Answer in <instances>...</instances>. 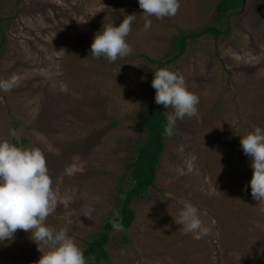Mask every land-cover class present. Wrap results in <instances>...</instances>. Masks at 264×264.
Here are the masks:
<instances>
[{
  "label": "rangeland",
  "instance_id": "374dc122",
  "mask_svg": "<svg viewBox=\"0 0 264 264\" xmlns=\"http://www.w3.org/2000/svg\"><path fill=\"white\" fill-rule=\"evenodd\" d=\"M218 1L180 0L174 17H150L142 31L138 0H0V80L19 79L0 91V141L44 153L60 201L46 225L67 227L81 250L132 183L126 166L142 136L134 128L158 65L150 60L182 74L199 97L198 114L163 140L153 186L130 202L131 224L110 233L107 261L96 264H264V202L252 198L251 160L240 144L264 130V0H243L218 17V36L200 35L176 59L167 55L179 31L215 24ZM130 14L132 53L113 63L93 58L94 36ZM185 203L210 229L199 240L174 222ZM37 248L18 230L0 242V264H36Z\"/></svg>",
  "mask_w": 264,
  "mask_h": 264
},
{
  "label": "clouds",
  "instance_id": "9594fccd",
  "mask_svg": "<svg viewBox=\"0 0 264 264\" xmlns=\"http://www.w3.org/2000/svg\"><path fill=\"white\" fill-rule=\"evenodd\" d=\"M138 3L145 19L142 31L151 27L150 17L158 20L174 17L180 8V0H138ZM135 19V14H130L119 26L104 25L103 30L94 36L92 57H103L113 63L129 56L133 49L126 37L132 31ZM18 83V77L13 74L0 80V91H11ZM151 86L155 89V103L172 109L167 113L165 136L173 135L178 120L198 114L199 97L188 90L182 74L167 68L158 69ZM10 134L19 140L15 130ZM240 144L251 160L253 175L249 183L252 198L264 202V130L256 127L241 136ZM59 205L44 153L39 148L24 149L7 140L0 141V242L14 239V234L23 230L31 233V239L42 254L36 264H87L83 251L69 236L67 227L56 230L46 225L47 218ZM92 211L86 209L83 216L91 219ZM174 222L181 226L185 235L191 234L196 240L210 232L200 219L198 208L191 203L184 204ZM112 227L115 231L123 230V225L118 222H113Z\"/></svg>",
  "mask_w": 264,
  "mask_h": 264
},
{
  "label": "trees",
  "instance_id": "16d2710c",
  "mask_svg": "<svg viewBox=\"0 0 264 264\" xmlns=\"http://www.w3.org/2000/svg\"><path fill=\"white\" fill-rule=\"evenodd\" d=\"M243 4V0H219L215 6L217 18L215 24L204 26L199 31L190 34L179 31L171 40L167 55L170 59H176L184 50L187 41H191L200 35L218 36L221 31L216 25L220 23V15L224 16L231 11H238ZM1 21V19H0ZM2 26L0 24V53L3 47L2 43ZM157 63L155 71L161 67V62L150 60ZM154 71V72H155ZM154 77V73L152 79ZM152 97L146 104V111L141 116L138 126L135 131L142 134L140 140L135 141L133 154L128 159L127 168L130 170L131 184L126 192L121 196L117 193L118 206L113 208L115 213L104 218L97 230L89 236L86 245L83 249L84 257L91 258L90 263L96 264L99 260L107 261L104 244L109 240L110 233L114 231L112 227L113 222H118L126 229L133 219V211L130 208V202L133 197H140V195L149 187L153 186L155 171L158 166L159 158L163 150V140L167 137L164 134V127L167 123V115L159 111L155 103V89L151 93ZM22 141V140H21ZM122 242H125V237L122 236Z\"/></svg>",
  "mask_w": 264,
  "mask_h": 264
}]
</instances>
